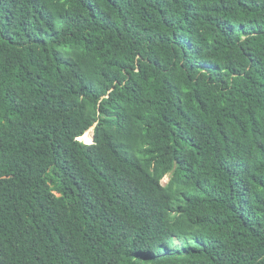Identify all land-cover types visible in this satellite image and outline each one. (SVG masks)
Instances as JSON below:
<instances>
[{
	"label": "trees",
	"instance_id": "16d2710c",
	"mask_svg": "<svg viewBox=\"0 0 264 264\" xmlns=\"http://www.w3.org/2000/svg\"><path fill=\"white\" fill-rule=\"evenodd\" d=\"M0 264H264V0H0Z\"/></svg>",
	"mask_w": 264,
	"mask_h": 264
},
{
	"label": "rangeland",
	"instance_id": "374dc122",
	"mask_svg": "<svg viewBox=\"0 0 264 264\" xmlns=\"http://www.w3.org/2000/svg\"><path fill=\"white\" fill-rule=\"evenodd\" d=\"M91 130V131H90ZM89 131H90V135H91V137H92V139H93V135H94V127L93 128H91ZM82 141H84V142H86V143H88V141H87V139L85 138V137H83V139H82ZM170 178H171V176L169 175V176H167L164 180H163V184H167L168 182H169V180H170Z\"/></svg>",
	"mask_w": 264,
	"mask_h": 264
},
{
	"label": "bare ground",
	"instance_id": "6f19581e",
	"mask_svg": "<svg viewBox=\"0 0 264 264\" xmlns=\"http://www.w3.org/2000/svg\"><path fill=\"white\" fill-rule=\"evenodd\" d=\"M91 133H90V131L86 134V136H85V138L87 139V141L89 142V143H93V139H92V137H91V135H90Z\"/></svg>",
	"mask_w": 264,
	"mask_h": 264
},
{
	"label": "water",
	"instance_id": "95a60500",
	"mask_svg": "<svg viewBox=\"0 0 264 264\" xmlns=\"http://www.w3.org/2000/svg\"><path fill=\"white\" fill-rule=\"evenodd\" d=\"M93 141H94V138H93Z\"/></svg>",
	"mask_w": 264,
	"mask_h": 264
}]
</instances>
